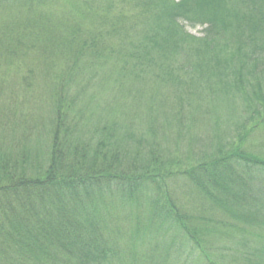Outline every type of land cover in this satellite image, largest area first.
Listing matches in <instances>:
<instances>
[{
	"label": "trees",
	"instance_id": "obj_1",
	"mask_svg": "<svg viewBox=\"0 0 264 264\" xmlns=\"http://www.w3.org/2000/svg\"><path fill=\"white\" fill-rule=\"evenodd\" d=\"M255 1L131 0V13L116 0H0V57L31 50L50 72L54 52L67 56L52 73L46 153L20 143L3 151L0 140V264H135L148 233L167 251L177 247L179 264H264V156L229 144L167 167L153 151L152 164L141 162V141L128 146L135 140L117 124L89 122L78 109L102 65L127 102L147 109L152 144L167 129L180 144L189 132L196 144L192 126L211 117L219 131L230 122L218 115L220 103L237 98L242 137L264 118V5ZM186 25L201 27L203 38ZM111 36L122 41L112 45ZM173 45L179 76L158 58ZM153 74L156 85L142 87ZM36 78L28 69L24 86ZM19 96L7 94L3 121L25 103Z\"/></svg>",
	"mask_w": 264,
	"mask_h": 264
},
{
	"label": "rangeland",
	"instance_id": "obj_2",
	"mask_svg": "<svg viewBox=\"0 0 264 264\" xmlns=\"http://www.w3.org/2000/svg\"><path fill=\"white\" fill-rule=\"evenodd\" d=\"M116 1L119 3L121 2L120 0ZM243 1L248 2L249 0ZM236 2L238 3L240 0H236ZM255 2L260 6L264 5V0H256ZM118 6L121 10L131 13L136 10L131 0H128L124 4L120 3ZM117 12L118 10H115L112 13ZM0 15H2L0 16V23H3L5 14L0 13ZM109 15L111 16V14ZM147 23L148 22L145 21L143 26H146ZM163 23L162 21L161 24ZM148 29H151V27H148ZM186 31L192 37L203 38L201 27L192 29L186 25ZM107 41L115 45L122 41V36H111ZM190 45L189 43L188 46ZM15 50L16 52L13 53L12 56L6 57V54H3V56L0 57L9 59L7 61L8 64L10 63L7 67L6 60L0 61V140L3 138L5 139V141H3V151H7L9 145L12 143H20L21 145L33 149L32 153H34V149H37L41 150L44 154L47 151L49 139L51 137L49 133L52 126L50 120L52 121L55 117L52 110L54 104L52 93L55 87L52 73L60 68L67 56L59 51L54 52L55 57L50 58L53 59V61H51L52 65L50 67V72H46L45 67H43L44 64L42 63V59L46 58L38 56L36 52L24 48L19 47ZM165 54L168 55L166 60L163 58ZM165 54L158 53V58H161L160 61L163 64H169L170 67L173 68V73L179 76V63L181 61L179 48L173 45V48L171 47ZM110 57H108V62H111ZM109 65L110 64L107 66L109 67ZM98 67H100L99 70L101 72L100 81L94 77V72H85L84 74L87 80L94 77L93 81L95 86L94 90L91 91L92 94L90 98H86L87 96L83 97L82 104L78 109L88 115L89 122L117 124L119 134L122 135V137H129L128 134H130L133 140H135L132 143H127L128 146L141 141L142 146L140 153L141 156H143L141 162H151L152 164L153 155L151 154L154 152L156 155H159L160 161L167 167L172 160H176L178 157L185 159L186 156L194 157L204 152L211 154L215 152L217 148H220V146L226 147L229 144L233 149H237L241 145V149L248 154L264 156V118L256 128L247 130L249 134H246V131L241 137V135H239L241 132L238 131L241 127L238 125L242 123V120L232 113V110L236 108V103H240L238 98L232 101L234 102L231 104L232 107H230L229 104L220 103L218 115L226 116L228 121L230 117V122L225 125H220L219 131H215L216 128L213 130V120L211 117L210 120L208 119L209 123H196L192 126V135L198 140L196 144L190 145L188 142L191 141L192 138L189 132L182 137L183 141L180 144L177 130L168 129L166 131L163 130L164 135L158 136L161 139L152 144V140L155 137L152 135V132H150L147 109L138 110L134 104L127 102L128 100L131 102V100L125 95L120 94L118 87L114 85L116 76L112 77L113 73L110 74L106 72L102 65ZM28 69H33L37 76L31 88L25 87L23 80L28 74ZM155 76L156 75L153 74V76L147 78V83H142L140 85L142 87H145V85H153L154 87L159 81ZM169 78L170 77L165 76L163 80L167 82L170 80ZM128 83L125 81V84L123 83L121 88L126 87ZM177 85L179 84L177 83ZM167 88L164 89L165 92L173 89L172 87ZM173 92H175V90ZM16 93L20 95L18 98L20 102L22 101V97H24L25 103L16 105V111L13 109L10 119L3 121L1 118L3 109H7V106L8 108L9 106L12 107V105L8 103L7 94L10 96ZM147 93H152V91ZM146 102L147 101L144 103ZM253 103L256 105L255 102ZM245 106L248 107L247 103H245ZM237 113L238 112L235 114ZM134 151L135 150H133V152ZM176 193L179 195V186L176 187ZM161 238L162 237L159 236H151L149 233L144 237L141 236L142 241L138 243L139 246L136 252L137 261L135 264H150L148 259L149 256L152 257L151 259H156L155 263L179 264V253H181L179 249L177 247L169 248V251H167V247ZM121 264L131 263L130 261H122Z\"/></svg>",
	"mask_w": 264,
	"mask_h": 264
}]
</instances>
